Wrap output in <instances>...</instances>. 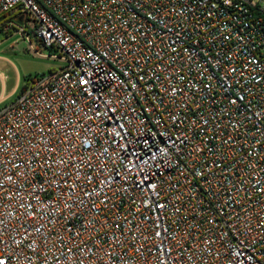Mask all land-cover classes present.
<instances>
[{
	"label": "built area",
	"instance_id": "built-area-1",
	"mask_svg": "<svg viewBox=\"0 0 264 264\" xmlns=\"http://www.w3.org/2000/svg\"><path fill=\"white\" fill-rule=\"evenodd\" d=\"M2 16L65 65L0 110V264H264V0Z\"/></svg>",
	"mask_w": 264,
	"mask_h": 264
},
{
	"label": "rangeland",
	"instance_id": "rangeland-1",
	"mask_svg": "<svg viewBox=\"0 0 264 264\" xmlns=\"http://www.w3.org/2000/svg\"><path fill=\"white\" fill-rule=\"evenodd\" d=\"M32 28L29 23L27 30L32 32ZM17 29L13 27L12 32L0 36V99L9 96L0 100V110L17 99L28 78L48 74L65 65L61 53L42 48L33 34L27 38ZM52 53L56 57H51Z\"/></svg>",
	"mask_w": 264,
	"mask_h": 264
},
{
	"label": "trees",
	"instance_id": "trees-1",
	"mask_svg": "<svg viewBox=\"0 0 264 264\" xmlns=\"http://www.w3.org/2000/svg\"><path fill=\"white\" fill-rule=\"evenodd\" d=\"M19 18L20 17H16V20H17V22L19 21ZM8 20H7V17L6 16H2V17H0V36L3 34V33H10V32H12V31H5L4 30V27L6 26V22H7Z\"/></svg>",
	"mask_w": 264,
	"mask_h": 264
},
{
	"label": "crops",
	"instance_id": "crops-1",
	"mask_svg": "<svg viewBox=\"0 0 264 264\" xmlns=\"http://www.w3.org/2000/svg\"><path fill=\"white\" fill-rule=\"evenodd\" d=\"M7 96H8V95H7ZM7 96H3V97H1V99L3 100V99H5V98H7ZM8 97H9V96H8ZM1 99H0V100H1ZM2 100H1V101H2Z\"/></svg>",
	"mask_w": 264,
	"mask_h": 264
},
{
	"label": "water",
	"instance_id": "water-1",
	"mask_svg": "<svg viewBox=\"0 0 264 264\" xmlns=\"http://www.w3.org/2000/svg\"><path fill=\"white\" fill-rule=\"evenodd\" d=\"M19 21H20L21 23H23L22 17L19 18Z\"/></svg>",
	"mask_w": 264,
	"mask_h": 264
}]
</instances>
